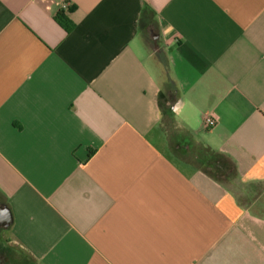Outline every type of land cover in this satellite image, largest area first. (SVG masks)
Returning a JSON list of instances; mask_svg holds the SVG:
<instances>
[{"label":"crops","instance_id":"crops-1","mask_svg":"<svg viewBox=\"0 0 264 264\" xmlns=\"http://www.w3.org/2000/svg\"><path fill=\"white\" fill-rule=\"evenodd\" d=\"M213 154L264 187V0H0V264H264Z\"/></svg>","mask_w":264,"mask_h":264},{"label":"rangeland","instance_id":"rangeland-1","mask_svg":"<svg viewBox=\"0 0 264 264\" xmlns=\"http://www.w3.org/2000/svg\"><path fill=\"white\" fill-rule=\"evenodd\" d=\"M206 171L216 180L226 184L228 187L235 188L238 194L249 196L258 195L264 204V187L239 182L234 165L224 156L213 154ZM249 193V194H247ZM252 193L253 195H250ZM262 196V197H261ZM246 201V200H245Z\"/></svg>","mask_w":264,"mask_h":264},{"label":"trees","instance_id":"trees-1","mask_svg":"<svg viewBox=\"0 0 264 264\" xmlns=\"http://www.w3.org/2000/svg\"><path fill=\"white\" fill-rule=\"evenodd\" d=\"M56 22L64 29L66 32L70 33L74 29V24L69 19V17L62 10L56 16Z\"/></svg>","mask_w":264,"mask_h":264},{"label":"water","instance_id":"water-1","mask_svg":"<svg viewBox=\"0 0 264 264\" xmlns=\"http://www.w3.org/2000/svg\"><path fill=\"white\" fill-rule=\"evenodd\" d=\"M11 222L12 218L8 209L0 207V225L8 226Z\"/></svg>","mask_w":264,"mask_h":264},{"label":"built area","instance_id":"built-area-1","mask_svg":"<svg viewBox=\"0 0 264 264\" xmlns=\"http://www.w3.org/2000/svg\"><path fill=\"white\" fill-rule=\"evenodd\" d=\"M69 8V3L64 4V9L67 10ZM205 127L206 128H213L217 125V120L214 116H208L205 119Z\"/></svg>","mask_w":264,"mask_h":264}]
</instances>
